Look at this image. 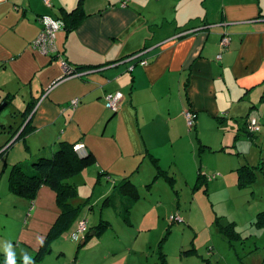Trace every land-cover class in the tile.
Wrapping results in <instances>:
<instances>
[{"label": "crops", "instance_id": "1", "mask_svg": "<svg viewBox=\"0 0 264 264\" xmlns=\"http://www.w3.org/2000/svg\"><path fill=\"white\" fill-rule=\"evenodd\" d=\"M79 2L0 0V150L9 146L0 170V253L12 255L14 264L34 258L60 208L48 186L33 199L10 191L11 165L50 156L61 142H82L94 162L76 176L88 172L110 185L99 201H71L84 203L81 212L99 205L90 229L70 253L69 232L59 239L61 233L39 264H134L138 232L124 241L114 225H133L129 212L140 189H152L161 177L171 183L176 172L187 185L193 177L200 189L208 176L197 167V152L226 151L239 136L264 134V0ZM78 7V23L66 24L64 14ZM44 14L65 23L56 48L80 75L60 79V59L32 48ZM223 34L230 37L225 49ZM140 51L146 64L129 70L117 63ZM114 92L123 95L116 112L105 105ZM74 98L79 102L72 108ZM186 110L196 115L191 128ZM250 118L259 131H248ZM14 145L22 153L11 160ZM125 178L136 186L137 199L115 188ZM77 179L69 182L76 186Z\"/></svg>", "mask_w": 264, "mask_h": 264}, {"label": "rangeland", "instance_id": "2", "mask_svg": "<svg viewBox=\"0 0 264 264\" xmlns=\"http://www.w3.org/2000/svg\"><path fill=\"white\" fill-rule=\"evenodd\" d=\"M14 147L10 148L11 160L22 153ZM196 158L197 167L208 176L207 183L200 182V189H195L193 177L187 185L182 173L170 172L175 181L161 177L152 189H140V198L129 212L132 226L114 225L124 241L130 232H138L131 251L134 264H264V134L239 136L226 151L197 152ZM5 162L1 155L0 170ZM75 177L76 201H99L103 186L110 185L90 179L88 172L70 179ZM98 209L96 205L94 210L81 212L89 226ZM2 222L3 218L0 229ZM14 228L13 222L8 225V237ZM68 238L66 242L74 246L68 253L74 252L79 241Z\"/></svg>", "mask_w": 264, "mask_h": 264}, {"label": "trees", "instance_id": "3", "mask_svg": "<svg viewBox=\"0 0 264 264\" xmlns=\"http://www.w3.org/2000/svg\"><path fill=\"white\" fill-rule=\"evenodd\" d=\"M79 4H81V0ZM81 11L80 7H78L65 13L64 22L72 26L77 24L78 21H75V19L78 18V13ZM64 22H62L63 25H65ZM52 57L54 58V56ZM6 150L2 151L0 156ZM93 162L94 159L90 153L85 157H79L73 150V144L61 142L50 156L37 157L28 164L20 162L12 165L9 178L10 191L19 197L33 199L41 186H48L56 193V201L60 208L57 220L46 235L34 258L28 264H39L43 255L49 250L51 241L64 231L70 229L76 219L81 216L82 208L86 202L80 205L72 204L71 201L77 197L78 192L75 185L69 182V179L90 166ZM115 188L124 194L129 193L133 200L137 199L136 186L129 179H123V181L115 185ZM130 206L127 208V211L130 209ZM98 227L99 230H102L105 224H100ZM224 229L220 227L221 231H224ZM5 263L6 259L0 253V264Z\"/></svg>", "mask_w": 264, "mask_h": 264}, {"label": "built area", "instance_id": "4", "mask_svg": "<svg viewBox=\"0 0 264 264\" xmlns=\"http://www.w3.org/2000/svg\"><path fill=\"white\" fill-rule=\"evenodd\" d=\"M48 6L50 5L49 0H43ZM39 21L41 23V30L38 33L37 37L32 42V48L37 50L38 52L44 55L54 56V59H60L59 51L56 48V33L63 26L62 21L59 19L49 15L44 14L39 17ZM230 42V37L228 34H223L220 39V45L225 49L228 47ZM143 51L139 53L130 55L123 60L118 61L117 63H127L128 69L132 70L136 64L144 65L146 64V60L143 59L142 56ZM221 55L218 54L216 58H220ZM60 63L62 64L63 73L60 76V79L65 78L67 76L80 75V72L75 71L64 61V59H60ZM123 95L121 92L110 93L105 96V105L110 110L116 112L121 106ZM79 102L78 98H74L70 101V106L75 108ZM184 117L186 120V124L188 127H193L195 123V113L191 110H186L184 112ZM249 132H257L260 130V125L258 124L255 118H250L247 125ZM73 150L79 157H85L87 154V150L85 145L82 142L75 143L73 145ZM173 218V217H171ZM88 219L86 216H79L74 222L71 230L69 231V237L73 240H80L85 233L89 229Z\"/></svg>", "mask_w": 264, "mask_h": 264}, {"label": "clouds", "instance_id": "5", "mask_svg": "<svg viewBox=\"0 0 264 264\" xmlns=\"http://www.w3.org/2000/svg\"><path fill=\"white\" fill-rule=\"evenodd\" d=\"M6 264H13L12 255H8L6 259Z\"/></svg>", "mask_w": 264, "mask_h": 264}, {"label": "water", "instance_id": "6", "mask_svg": "<svg viewBox=\"0 0 264 264\" xmlns=\"http://www.w3.org/2000/svg\"><path fill=\"white\" fill-rule=\"evenodd\" d=\"M5 103L0 104V110L4 107ZM9 146L7 145L4 149L0 150V153L7 149ZM93 234V233H92Z\"/></svg>", "mask_w": 264, "mask_h": 264}, {"label": "bare ground", "instance_id": "7", "mask_svg": "<svg viewBox=\"0 0 264 264\" xmlns=\"http://www.w3.org/2000/svg\"><path fill=\"white\" fill-rule=\"evenodd\" d=\"M86 156H87V154H86Z\"/></svg>", "mask_w": 264, "mask_h": 264}]
</instances>
